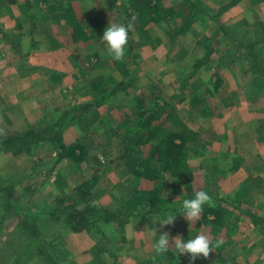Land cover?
I'll use <instances>...</instances> for the list:
<instances>
[{
  "label": "crops",
  "instance_id": "1",
  "mask_svg": "<svg viewBox=\"0 0 264 264\" xmlns=\"http://www.w3.org/2000/svg\"><path fill=\"white\" fill-rule=\"evenodd\" d=\"M139 1L0 0V264L188 260L153 248L155 227L157 235L174 237L177 226L183 234L189 225L183 217V224L155 226L157 216L179 212L183 179L159 187L169 192L166 204L152 202L158 180L123 159L122 136L135 123L122 107L128 93L81 77L89 59L98 64L107 55L99 44L84 46L115 17L133 24L127 45L144 72L140 82H124L132 101L161 102L162 115L153 113L160 121L169 116L166 108L173 110L199 139L186 155L203 171L193 181L210 201L224 199L228 213L236 206L244 214L246 234L233 253L219 251L218 229L202 231L201 218L195 235L211 236L215 261L264 264V238L249 235L264 223L247 218L264 222V0H152L158 16L139 13ZM80 46L87 55L82 67L75 57ZM61 146L83 152L82 159L62 157ZM84 184L77 209L114 217L97 216L94 228L77 229L65 208L82 199Z\"/></svg>",
  "mask_w": 264,
  "mask_h": 264
},
{
  "label": "rangeland",
  "instance_id": "2",
  "mask_svg": "<svg viewBox=\"0 0 264 264\" xmlns=\"http://www.w3.org/2000/svg\"><path fill=\"white\" fill-rule=\"evenodd\" d=\"M111 21H113L114 23L120 22L119 17L111 18ZM89 27L90 26L88 25V29H89ZM80 34L81 33L79 31H77V30L74 31V41L76 40L75 43L80 42L79 41V35ZM93 39H91L90 42L88 44H86L84 47H86V48L87 47H89V48L93 47L94 48L95 46L97 47V45H98L97 42H98L99 38L96 39L94 42H93ZM18 40L19 39H16L15 40L16 42L14 44H16ZM81 46H82V44H81ZM81 46H80V48H81ZM96 47L94 48V50H96ZM98 47H104V46L102 44H99ZM82 48L79 49L80 52L77 53V55L75 56L76 59L79 60L78 62H80L81 67L84 65V60H83L84 56H87V55H84L86 53H84ZM129 51L130 50L128 49V45H127L125 56L121 61H114L108 55H105L104 62H100L98 64L96 61H93L95 59H93V60L89 59L88 65H87L85 71L82 72L83 74L81 77H84V79H87L89 76H91L93 82H107V85H106L107 91H114L115 89H120L123 92V94H126V92H127L130 100H128V103L125 102V104L122 107H124L123 111L129 112V113H134L135 118L132 122H135L137 120L136 114H138L139 112H146V114H148V115H153V113H155L156 115L161 116L163 109L158 108V107L163 106V104L161 102H158V101L154 102L153 100H150L148 98L146 99L142 96H138V97L136 96L135 99L132 101L133 93H132V90L130 88L131 85L129 83H124V82H140V79L142 78L141 75L144 76V74H143L144 72L141 70H137V68H139L140 65L137 62H134L135 59L132 56H130ZM131 63H132V65H130ZM81 67L79 69H81ZM116 74H117V76H116ZM118 82H121V83H118ZM119 84H122V85L127 84V86L118 88ZM138 102H142V103H138ZM167 111L169 113L168 114L169 118L170 117L172 118L174 116L173 110L166 108V112ZM128 123L129 124H127L126 128H125L127 133H128V130H132L130 128V127H132L130 122H128ZM179 124L184 125L178 119L174 118V120L172 119L171 124L169 122V124H167V126H165V128H170V126H172L173 127L172 129L178 130ZM47 137L49 138L50 136L47 135ZM198 140H199L198 137L193 140L191 148L198 146V144H199ZM142 152L144 153L142 155V157H145L146 156L145 153L147 152V148H143ZM192 155H195V154H192ZM186 164H187L189 172L191 174V180L185 181V187H184L185 192H186V194H185L186 198L185 199H188V198H192L194 190H202L201 187L199 186V184L195 183V181H193V179H195V176L198 177V175L200 173H203V171H201V172L198 171V168L195 167V165L192 163L191 160H189V161L187 160ZM214 167H215V168H213L214 171H216V172L221 171L220 167L219 168L217 166H214ZM149 169H150V171L148 173V175H149L148 178L151 177V180H153V181H156V178L158 180V182L156 184L157 186L154 189V191L152 190L148 194L150 196V200H152V202H153V199H154V201H156L157 204H162L163 202L164 203L168 202V201H166V199H164V197L169 193L168 190L158 193L159 187L165 186L168 183L172 184V177H175V179L177 180V176H178L177 173L170 174L169 172L168 173L164 172L162 174H158L157 173V166H155V163L153 166H150ZM171 190H172V188H171ZM156 203L154 202L153 204L156 205ZM210 205L212 206V208H219L220 207L223 210H225L224 208H226V205H228V203H226V201L224 199H221L219 197H215V198H213V201H210V203L206 204L204 207H210ZM225 212H226V215L224 216L223 224H226V225L221 227L218 230V232H216V233L218 234L217 236L219 238V240H218L219 245L222 244V246H223V244H225L226 242H229L228 243L229 246L228 247H226V246L222 247L221 246V248L219 247V251L221 253L227 252V251H229V252L231 251V253H233L234 250L239 249L238 247L241 243L240 240L242 238V235L246 234L244 231L240 230L241 226H243V225H240V223H242L241 217H243L244 214H242V211L239 210L238 207H236V206L234 208L232 207V210H230L229 213L227 210H225ZM247 218L250 219V221H252V222H254L256 220V219H254L252 217L250 218L248 216H247ZM176 220L180 221V222H178L179 224H183V216L182 215L177 216L174 221H176ZM185 223L187 225L189 224L186 220H185ZM255 225L257 226L259 224H255ZM183 228H184V226H181V227L177 226L176 227V230H177L176 236H180L181 230ZM191 228H193V229H191ZM257 228H258L257 234H255L253 230H250V232H249L250 239L257 237L259 240H261L262 237L264 238V229H262L264 227L260 226ZM172 229H173V227H172ZM202 229H203L202 231H204V232L208 231V229H206V226H203ZM195 232L198 233L199 231L195 230L194 224H191V225H188L185 227V232L183 234H181V236H183L186 239L188 236L195 235ZM204 235H206L208 238L211 237L205 233H204ZM233 242H236L237 244L235 243V246H232ZM211 253L212 252L210 251L207 258H198L194 262H190L189 259L187 257H185L186 260L188 259L185 264H241L240 262L239 263L225 262V261L221 262L220 260L215 261V257H216L215 254L216 253H212V255L214 254L213 256L211 255ZM211 258H212V260H211ZM243 264H248V261L243 263Z\"/></svg>",
  "mask_w": 264,
  "mask_h": 264
},
{
  "label": "trees",
  "instance_id": "3",
  "mask_svg": "<svg viewBox=\"0 0 264 264\" xmlns=\"http://www.w3.org/2000/svg\"><path fill=\"white\" fill-rule=\"evenodd\" d=\"M152 0H140L136 3V7L139 10V13L152 14L158 16L160 10L152 8L149 6ZM127 86L126 84H119L118 88ZM115 92V91H113ZM142 103V102H138ZM175 116L172 118L167 116L164 120H157L153 115H148L146 112H139L137 120L133 124L132 130H128V133L122 136L123 148H124V160H132L133 165H137L140 168H143L144 171L149 172V167L154 165L157 166V173L162 174L164 172L177 173L183 179L184 187L185 181L191 180V174L189 172L188 166L186 164V155L189 149L191 148L192 142L197 135L190 131L184 125L179 124L178 130L170 128H165L167 124H171L172 119L174 120ZM28 133L25 135L27 136ZM29 136V135H28ZM20 138H13L12 142L19 141ZM143 148H147L146 156L142 157L144 154L142 152ZM61 155L67 156L75 162H78L82 159L81 154L77 156L75 153L74 147H60ZM151 178V177H150ZM157 179V178H156ZM82 190L78 192V195L85 194V189H88V185L84 184L81 188ZM84 189V190H83ZM82 197L80 201H73L69 204L65 210L72 213V218L75 221L74 226L77 229L87 226V228H94L97 216L103 217L105 219L113 218L114 215L108 214V212L103 211L105 215H100L99 210L83 208L82 211L78 210L79 202L83 201ZM166 204V203H164ZM102 213V212H101ZM168 213L179 215L178 211H170ZM226 215L225 210L222 208H210L203 207L201 212V221L204 226L215 227L218 230L226 224H223L224 216ZM256 219L254 223L260 224L264 223ZM50 261V260H49Z\"/></svg>",
  "mask_w": 264,
  "mask_h": 264
},
{
  "label": "clouds",
  "instance_id": "4",
  "mask_svg": "<svg viewBox=\"0 0 264 264\" xmlns=\"http://www.w3.org/2000/svg\"><path fill=\"white\" fill-rule=\"evenodd\" d=\"M133 24L128 23H112L103 30L99 37L98 44H102L108 56L114 61H121L126 53V46L129 40V32L132 30ZM169 193L164 197L167 200ZM210 203V196L204 190L194 192L192 198L183 199L179 207V215L171 213L157 216L155 226L163 228L171 225L177 216L182 215L189 225L199 220L203 207ZM155 239L153 243L154 251L157 254H164L170 250H174L176 255H185L190 262H194L198 258H207L210 247L209 238L203 234L188 236L186 239L182 236L170 237L167 232L157 235V227H155Z\"/></svg>",
  "mask_w": 264,
  "mask_h": 264
}]
</instances>
